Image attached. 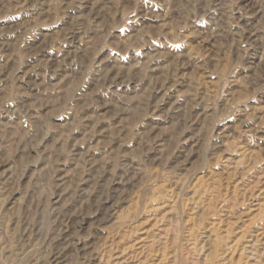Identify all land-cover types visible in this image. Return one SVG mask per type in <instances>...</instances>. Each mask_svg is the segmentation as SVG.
<instances>
[{
	"label": "rangeland",
	"instance_id": "rangeland-1",
	"mask_svg": "<svg viewBox=\"0 0 264 264\" xmlns=\"http://www.w3.org/2000/svg\"><path fill=\"white\" fill-rule=\"evenodd\" d=\"M59 263L264 264V0H0V264Z\"/></svg>",
	"mask_w": 264,
	"mask_h": 264
},
{
	"label": "bare ground",
	"instance_id": "bare-ground-1",
	"mask_svg": "<svg viewBox=\"0 0 264 264\" xmlns=\"http://www.w3.org/2000/svg\"><path fill=\"white\" fill-rule=\"evenodd\" d=\"M35 229V228H34ZM71 246V245H70ZM53 260H54V262H56L57 261V258H53ZM60 264V263H59Z\"/></svg>",
	"mask_w": 264,
	"mask_h": 264
}]
</instances>
